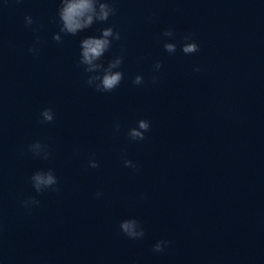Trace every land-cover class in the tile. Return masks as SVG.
I'll list each match as a JSON object with an SVG mask.
<instances>
[{"label": "clouds", "instance_id": "obj_1", "mask_svg": "<svg viewBox=\"0 0 264 264\" xmlns=\"http://www.w3.org/2000/svg\"><path fill=\"white\" fill-rule=\"evenodd\" d=\"M116 9L111 0H59L57 8L56 19L59 22V32L54 33L52 39L57 43H62L61 33L64 35L76 36L79 33L90 29L96 23H107L109 19L114 16ZM56 19L53 22H56ZM26 27L32 28L36 23L32 16L26 15L24 17ZM35 31L36 29L33 28ZM162 36L171 40L175 33L172 29H166ZM121 35L119 31L112 26L105 27L100 30L99 36H88L80 41V57L79 64L84 66V71L90 73L87 77L86 83L90 87H94L97 92H112L119 87L123 80V72L118 70L123 64V56H116L110 60L105 67L102 58L108 52L114 41H119ZM184 43L180 46V50L185 55L197 53L200 48L199 44L192 40L190 36L184 37ZM40 44L39 39L36 43L29 47L28 52L33 55L39 54ZM164 50L169 54H174L177 51V44L166 41L163 45ZM163 67L162 62L157 61L154 64L155 72ZM195 72H200V67L194 68ZM158 76L153 75L152 82L158 81ZM134 85H141L144 83L141 75H136L132 81ZM42 122H52L54 120V113L51 108H45L41 112ZM115 131H119V124L114 125ZM150 130V122L145 119L137 121V126L128 130V137L132 141H142L146 138L145 134ZM28 150L33 155L41 156L44 159L49 158L47 145L39 141L28 146ZM124 166L138 171V166L132 160L122 157ZM88 166L91 168H98L99 164L95 159H90ZM32 187L37 194L43 193L47 190L58 191V179L52 169L47 171H36L30 177ZM97 198L102 196L101 192L96 193ZM40 201L36 197H29L22 202L23 207L30 209L32 207H39ZM120 230L130 239H142L145 236V230L136 219H126L121 221ZM170 241L159 240L153 246L154 252H162L169 245Z\"/></svg>", "mask_w": 264, "mask_h": 264}]
</instances>
